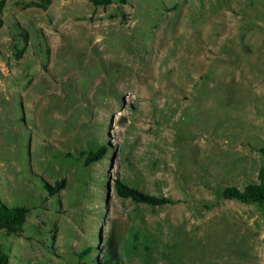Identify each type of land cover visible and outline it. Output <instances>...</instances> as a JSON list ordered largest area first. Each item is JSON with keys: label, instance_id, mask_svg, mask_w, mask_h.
Segmentation results:
<instances>
[{"label": "rangeland", "instance_id": "374dc122", "mask_svg": "<svg viewBox=\"0 0 264 264\" xmlns=\"http://www.w3.org/2000/svg\"><path fill=\"white\" fill-rule=\"evenodd\" d=\"M45 1L0 0V201L30 209L23 237L0 231L9 264H114L115 255L125 264H226L232 252L234 264H261L243 237L223 235L227 214L198 230L187 220L218 193L193 175L209 166L208 148L230 181L237 166L227 152L264 146V0L34 6ZM16 21L30 35L21 60ZM102 147L104 159L87 165ZM63 179L51 195L47 185ZM118 179L178 202L122 199ZM163 214L185 218L152 226Z\"/></svg>", "mask_w": 264, "mask_h": 264}, {"label": "crops", "instance_id": "0c3cea01", "mask_svg": "<svg viewBox=\"0 0 264 264\" xmlns=\"http://www.w3.org/2000/svg\"><path fill=\"white\" fill-rule=\"evenodd\" d=\"M256 63L255 60H253L254 67L256 66ZM258 63L259 69L264 70V59L259 60ZM257 93L260 102L259 108L262 109L264 106V87L260 88ZM245 141H249V139L246 138ZM259 147L262 146L244 142L243 144L236 145L234 150L227 152L229 157H231V155L234 157V163L235 166H237L236 173H233L236 177H230V181L222 179V176L220 175L221 173L219 172V169H217L218 167L215 166L213 168V166L210 165L213 163V157L216 156V153L209 148L205 151L208 155L209 166H206V169L198 166L193 170V175L204 176L203 179L206 185L203 187H205L206 190H213L212 185H218L217 188H215L217 189L216 191L225 186H236L243 189L247 184L258 180L259 171L261 167L264 166V157L260 152L255 150ZM219 160L220 163H223L224 158L220 157ZM224 172L226 173V168L224 169ZM212 195L213 194L209 196V193L207 194L209 209L203 210L201 213L192 212L194 217L190 216L187 220L189 221L188 224L190 225V228H195L196 230L206 228L210 223H215L216 220L220 219L223 214H227V218L219 226L223 232L226 231H224V229H227V232L223 235L228 238L229 236H235L234 233H236L238 238L243 237V248H248L252 252L259 253L262 259L261 264H264V205L243 204L237 200L219 199L218 194H215L216 196ZM182 218H185L184 214L171 216L163 214L153 219L154 224H152V226L161 224L162 228H165L164 224L167 222L175 223V221ZM151 228L153 229V227ZM232 228L235 230L232 231ZM232 243L234 242L230 241L229 243L228 241L226 245L228 252H230L232 248H236ZM239 244L240 241H237L236 245ZM245 251L248 250L245 249ZM228 254L231 255V257L226 259L229 260L226 264H234L232 258L235 257V252ZM209 264L217 263L213 261Z\"/></svg>", "mask_w": 264, "mask_h": 264}, {"label": "trees", "instance_id": "16d2710c", "mask_svg": "<svg viewBox=\"0 0 264 264\" xmlns=\"http://www.w3.org/2000/svg\"><path fill=\"white\" fill-rule=\"evenodd\" d=\"M94 7H102L106 9L114 3V0H87ZM125 2V0H124ZM52 3V0H46L44 3H36L34 6L46 9L48 5ZM3 4L0 3V29L6 24L3 18ZM18 28V35L24 42L22 48H16L15 58L21 60L27 50V46L30 41L29 32L16 21ZM256 151L260 152L264 157V146L256 148ZM106 147H102L97 152H89L86 158L87 165L100 162L106 155ZM1 162V160H0ZM66 180H60L54 183V185H47V188L51 191V195L55 196L62 192L66 188ZM116 190L120 198L126 200H132L137 204H144L152 207H163L166 205L176 204L175 201L167 196L152 195L142 192L137 188H133L122 182L116 181ZM219 199L223 200H237L243 204H256L264 205V166L259 171L258 180L247 184L243 189L236 186H225L218 190ZM205 208H208L206 205ZM30 209L25 206H11L2 200L0 201V231L5 232L8 237H23L25 235V224L29 215ZM9 255L0 249V264H9ZM114 264H125L122 260L115 256L112 257Z\"/></svg>", "mask_w": 264, "mask_h": 264}]
</instances>
